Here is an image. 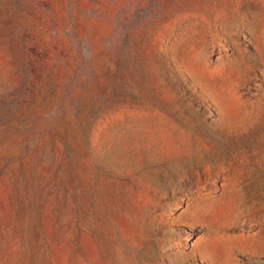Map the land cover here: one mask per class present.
I'll return each mask as SVG.
<instances>
[{"label": "rangeland", "instance_id": "obj_1", "mask_svg": "<svg viewBox=\"0 0 264 264\" xmlns=\"http://www.w3.org/2000/svg\"><path fill=\"white\" fill-rule=\"evenodd\" d=\"M0 264H264V0H0Z\"/></svg>", "mask_w": 264, "mask_h": 264}]
</instances>
